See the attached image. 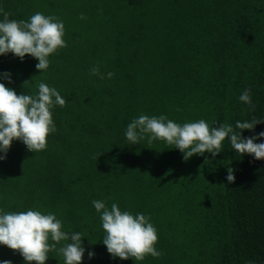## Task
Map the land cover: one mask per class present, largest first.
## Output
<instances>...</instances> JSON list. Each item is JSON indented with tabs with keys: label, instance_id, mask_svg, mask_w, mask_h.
I'll list each match as a JSON object with an SVG mask.
<instances>
[{
	"label": "trees",
	"instance_id": "trees-1",
	"mask_svg": "<svg viewBox=\"0 0 264 264\" xmlns=\"http://www.w3.org/2000/svg\"><path fill=\"white\" fill-rule=\"evenodd\" d=\"M0 8L9 19L62 20L67 42L41 74L30 54L0 55V74L11 73L0 82L18 95L43 80L66 98L44 150L14 140L0 160V207L54 212L65 230L86 235L81 264H264V158L240 155L225 138L215 157L184 160L174 145L124 136L141 114L214 127L264 119V0H0ZM245 88L254 108L238 99ZM261 131L264 120L242 136ZM94 199L149 216L161 255L113 258ZM0 260L25 264L6 245ZM46 264L63 257L53 249Z\"/></svg>",
	"mask_w": 264,
	"mask_h": 264
},
{
	"label": "clouds",
	"instance_id": "clouds-1",
	"mask_svg": "<svg viewBox=\"0 0 264 264\" xmlns=\"http://www.w3.org/2000/svg\"><path fill=\"white\" fill-rule=\"evenodd\" d=\"M0 55L12 53L24 59L30 54L38 60L35 67L46 72L50 65L51 54L59 48L66 47L64 22L52 15L35 12L27 20L9 19V14L0 8ZM84 14H81V19ZM91 74L100 72L99 66L90 69ZM108 78L113 72L106 73ZM0 79L11 82V73L5 71ZM28 82V81H26ZM25 82V83H26ZM35 94L19 95L16 91L0 82V160L6 154L14 140L22 141L27 150L39 152L47 147V137L57 130L53 119V109L59 105L65 106L66 98L56 87L50 86L43 80L35 84ZM238 99L250 107L252 104L251 90L245 88ZM264 119L251 121L237 120L235 127L231 123L221 122L219 127L210 126L205 119L177 123L166 115L149 116L141 114L131 119L124 132L130 145L137 144L141 139L148 143L161 140L174 145L188 160L194 154L204 156L205 151L215 157L224 149L225 138L231 148L241 154H251L254 159L264 158V131L253 133L249 137L242 136L245 129L253 130L255 125ZM217 122V121H216ZM214 123V125L216 124ZM260 142H257V141ZM205 160H208L206 157ZM227 182L235 180L233 169L229 167L226 175ZM99 214L101 227L104 230L102 242L107 252L113 258L143 261L147 255L159 257L161 252L155 247L158 240L157 229L150 217L142 212L133 214L121 210L115 202L109 207L105 200H92ZM65 230L63 222L54 212H42L36 208L25 211H5L0 207V245L17 250L25 264L35 261L36 264H46L49 252L55 249L63 257L64 264H81L86 252L80 231ZM64 242V243H61ZM57 245H60L57 247ZM94 252L87 251L89 258ZM0 264H12L10 260H0ZM246 264H255L249 260Z\"/></svg>",
	"mask_w": 264,
	"mask_h": 264
}]
</instances>
